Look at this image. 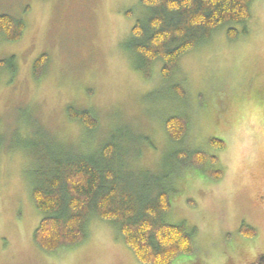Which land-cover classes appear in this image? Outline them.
<instances>
[{
	"label": "rangeland",
	"instance_id": "rangeland-1",
	"mask_svg": "<svg viewBox=\"0 0 264 264\" xmlns=\"http://www.w3.org/2000/svg\"><path fill=\"white\" fill-rule=\"evenodd\" d=\"M251 14L246 34L243 25L234 26L237 39L218 29L166 81L160 63L147 78L126 47L150 15L142 0H0V15L26 24L17 42L0 36V61L16 60L15 73H0V264H140L117 229L97 217L75 246L45 253L33 240L45 216L32 200L42 170L111 140L124 180L143 198L165 190L171 209L164 221L194 232L193 253L173 264L264 258V0ZM43 54L49 63L36 76ZM70 106L91 110L96 130L71 120ZM174 115L188 119L178 143L165 131ZM211 139L225 148H213ZM196 151L219 164L192 165ZM244 224L254 237L242 235Z\"/></svg>",
	"mask_w": 264,
	"mask_h": 264
},
{
	"label": "trees",
	"instance_id": "trees-1",
	"mask_svg": "<svg viewBox=\"0 0 264 264\" xmlns=\"http://www.w3.org/2000/svg\"><path fill=\"white\" fill-rule=\"evenodd\" d=\"M257 0H142L150 10L149 17L132 29L126 47L141 64L136 67L149 78L150 69L160 63L164 80L172 78L179 60L197 46L210 40L218 29L227 27L230 39L239 36L235 25L245 27L252 18L251 7ZM129 15H131L129 13ZM26 31L24 20L0 15V36L7 42H17ZM49 63L47 54L35 62L38 76ZM8 69L16 72L15 57L0 61V73ZM174 93L185 99L180 86ZM71 120L94 131L98 121L91 110L68 107ZM165 131L172 143L183 140L188 131V119L174 115L166 119ZM210 145L225 148L221 140L211 139ZM119 146L114 140L101 149L87 154L70 153L53 159L48 169L42 170L32 190L35 208L45 216L34 231V243L45 253L75 246L87 238L88 224L94 217L112 224L125 245L140 264H173L181 254L194 251V232L185 225H171L164 221L171 205L168 193L161 190L154 198H143L124 180L122 165L116 158ZM191 164L203 167L206 163L219 164V159L196 151ZM245 237L256 232L245 224Z\"/></svg>",
	"mask_w": 264,
	"mask_h": 264
},
{
	"label": "flooded vegetation",
	"instance_id": "flooded-vegetation-1",
	"mask_svg": "<svg viewBox=\"0 0 264 264\" xmlns=\"http://www.w3.org/2000/svg\"><path fill=\"white\" fill-rule=\"evenodd\" d=\"M264 261L263 257H258L256 258L253 262H251L250 264H262V262Z\"/></svg>",
	"mask_w": 264,
	"mask_h": 264
}]
</instances>
